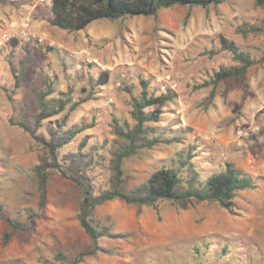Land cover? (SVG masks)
Instances as JSON below:
<instances>
[{
    "label": "rangeland",
    "instance_id": "rangeland-1",
    "mask_svg": "<svg viewBox=\"0 0 264 264\" xmlns=\"http://www.w3.org/2000/svg\"><path fill=\"white\" fill-rule=\"evenodd\" d=\"M33 1L0 2V26L14 24L19 28L28 23L41 38L30 41L10 38L0 44V203L11 219L32 227L16 232L2 246L1 236L10 227L0 218V264H43L40 258L51 257L57 250L75 256L91 246L76 219V188L57 173L50 175L46 209L40 212L32 167L42 150L29 133L9 121L29 107L33 88L48 79L54 82L56 91L70 92L68 106L81 95L90 94V98L72 111L65 110L44 120L37 133L48 138L47 127L55 129L56 122L65 114L64 130L82 119L90 122L94 115V125L84 129L77 139L86 134L90 142L106 138L111 148L117 141L123 142L112 131V116L132 122L130 96L123 89L126 83L133 84L137 91L140 79H144L150 93L157 95L167 90L175 93L173 100L163 106L161 119L147 123L153 129L148 138H168L170 143L142 148L124 160L128 189L144 182L162 166H179V154L184 155L191 144L197 147L192 161L196 167H203L205 174L211 167L203 163L207 160L204 155L212 164L229 161L259 178L254 189L240 191L235 197L236 213L216 203L181 209L164 201L159 204L161 218L158 219L152 207H143L138 213L135 205L117 198L106 201L95 208L94 223L109 225L112 234L120 237H101L99 244L104 251L86 257L81 264H189L195 262L191 254L193 242L200 238L210 240L209 237L214 243L222 244L226 239L234 246L218 261L208 258L203 264H225V259L228 264H235L233 256L238 251L251 253L256 248L259 249L257 260L248 264H264V71L257 64L248 69L246 97L240 87L224 97V88L218 86L213 100L206 105L211 87L192 89L194 81H203L214 69L232 63L231 54L225 51L211 58L201 55L202 51L218 46L220 33L251 51L254 57L260 56L258 47L264 43V34L242 37L235 27L241 21L264 20V9L255 7L253 0H222L220 6L211 4L207 12L214 13L215 27L206 12L203 17L207 34H195L180 52L163 48L167 44L164 43L156 56L148 51L145 36L128 32L132 30L130 25L134 30L140 26L137 21L140 15L100 19L111 21L109 27L119 42L118 50H113L115 43L111 39V49L105 54L86 33L100 20L82 30L68 32L48 23L50 5H34ZM27 5L33 6L30 14L21 9ZM23 58L33 59V63L15 90L14 102L10 103L3 86L13 84L14 72ZM104 70L108 71V82L98 86L96 80ZM75 145L76 142H71L66 148ZM103 175L107 177L108 173ZM214 250L219 247L212 245L211 251Z\"/></svg>",
    "mask_w": 264,
    "mask_h": 264
},
{
    "label": "trees",
    "instance_id": "trees-1",
    "mask_svg": "<svg viewBox=\"0 0 264 264\" xmlns=\"http://www.w3.org/2000/svg\"><path fill=\"white\" fill-rule=\"evenodd\" d=\"M8 0H0L1 3ZM222 0H51L48 23L52 26L74 32L84 29L95 20H116L126 16H156L161 8L170 7L175 4L188 6H201L207 8L209 5H217ZM254 6L264 9V0H253ZM235 32L242 37L248 34H264V20L241 21L235 27ZM218 46L201 52V55L213 57L221 51L231 54L232 63L221 65L214 69L208 78L203 81H194L192 89L211 87L205 104L211 103L215 96L216 88H224L223 96L235 87L243 90V97L249 94L247 73L252 65H259L264 71V43L258 47L260 56L254 57L251 51L242 47L234 40L217 35ZM33 59L23 58L14 72V82L11 86H3V90L10 103L14 102L15 90L20 86L21 80L29 71ZM89 65V64H88ZM108 71H101L96 85L102 86L108 82ZM54 82L47 80L45 84L33 88V99L25 111L16 119L9 118L13 125L21 127L29 133L32 140L42 150L38 162L32 167V173L37 185L38 207L40 212L46 209L47 187L52 173H57L62 178L73 183L77 195L76 219L89 237L91 246L87 251L79 252L70 256L60 249L53 252L51 257H41L43 264H81L86 257L94 256L99 251H104L99 244L101 237H120L111 232L109 225H98L94 222V210L106 201L119 199L127 204L137 207L140 213L143 207H152L158 216L159 204L168 201L181 209L196 207L202 203H216L221 208L231 213H236L235 197L240 191L254 189L259 178L236 168L229 161H221L212 164L207 156L203 163L210 166L209 173L205 174L203 167H196L192 161L196 144L179 154V166H162L153 172L144 182L127 188L128 176L123 169L124 160L137 154L142 148L164 142L170 143L168 138L164 140L158 136L148 138L152 132L149 122H157L161 119L163 106L175 97L173 91L167 90L160 94L148 91V82L140 79L139 88L136 91L133 84L126 83L123 86L130 96L132 122L112 116V131L114 135L123 142H116V146H110L106 138L94 139L90 142L89 135H83L77 139V135L84 129L94 125V115L90 122L82 119L76 126H69L66 130L67 114L56 122L55 129L47 127L49 137L46 138L37 133L42 122L65 110L72 111L80 103L88 100L90 94L81 95L71 102L70 92L56 91ZM135 90V91H134ZM66 112V113H67ZM174 140L178 137L174 136ZM71 142H76L75 147L66 148ZM108 173L107 177L103 174ZM0 218L5 219L10 227L1 236L2 246H6L16 232L32 229L31 226L11 219L0 203ZM200 238L193 242L191 247L192 257L195 262L189 264H203L206 259L213 258L216 261L223 255H227L234 246L233 242L226 239L222 244L214 243L211 237ZM219 247V250L211 251V246ZM259 249L248 253L242 250L234 255L235 264H248L257 260ZM225 264L228 260L225 259Z\"/></svg>",
    "mask_w": 264,
    "mask_h": 264
},
{
    "label": "crops",
    "instance_id": "crops-1",
    "mask_svg": "<svg viewBox=\"0 0 264 264\" xmlns=\"http://www.w3.org/2000/svg\"><path fill=\"white\" fill-rule=\"evenodd\" d=\"M34 5H37V2H34ZM193 7L195 6L175 4L170 7L159 9L156 16L140 15L138 17L136 15L138 17L137 21L139 22L140 26H138L134 30L133 25H130L132 30L128 29V32L136 33L139 37L145 36L147 38L145 42H147L148 51L154 53L156 56L158 48L163 47L164 43L167 44L163 48H166L168 50L170 48L171 52L173 53L184 51V49L189 43V40L192 39L195 34L208 33L203 17L206 12L209 11L208 7ZM21 9L24 11L25 14H30L33 11V6L27 5L26 7H21ZM207 14H209L210 23H213L215 27L217 19L214 18V13L207 12ZM100 21L101 22H97L92 29H89L86 32L90 35L92 43L95 46H98L106 54L111 49L110 44L111 39H113L112 43H115L113 50H118L119 42H117L115 39L116 33L111 27H109L111 21ZM97 25L98 29L96 31L95 27ZM211 30L212 29L210 28V31ZM102 39H107L109 41H102ZM115 53L116 52H114L113 55L111 54L112 57L115 56Z\"/></svg>",
    "mask_w": 264,
    "mask_h": 264
},
{
    "label": "built area",
    "instance_id": "built-area-1",
    "mask_svg": "<svg viewBox=\"0 0 264 264\" xmlns=\"http://www.w3.org/2000/svg\"><path fill=\"white\" fill-rule=\"evenodd\" d=\"M35 2L44 4L45 6L51 4V0H35ZM10 38H17L23 41H30L33 38L41 40L28 23H23L19 28H16L14 24L0 26V44Z\"/></svg>",
    "mask_w": 264,
    "mask_h": 264
}]
</instances>
